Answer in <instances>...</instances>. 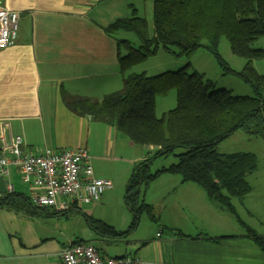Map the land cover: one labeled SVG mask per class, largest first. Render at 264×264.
Here are the masks:
<instances>
[{
	"label": "crops",
	"instance_id": "crops-1",
	"mask_svg": "<svg viewBox=\"0 0 264 264\" xmlns=\"http://www.w3.org/2000/svg\"><path fill=\"white\" fill-rule=\"evenodd\" d=\"M0 1L20 14L16 42L0 48V152L16 135L23 136L27 153L85 147L94 175L114 185L91 208H115L118 196L125 200L134 167L156 150L135 144L113 125L73 112L63 95L102 98L123 87L120 37L104 28L127 17L126 0ZM240 151L255 153L258 168L247 176L251 192L232 199L236 214L213 201L199 184L163 173L143 187V200L153 206L156 220L150 218L151 223L124 238L98 235L78 241L95 240L104 256L138 255L145 264H264V249L249 231L264 240V156ZM6 179L14 191L35 192L16 165ZM120 202L118 208H125ZM67 216L30 217L0 208V264H63L62 249L76 240L62 239L54 225ZM131 220L125 216L110 224L124 230Z\"/></svg>",
	"mask_w": 264,
	"mask_h": 264
},
{
	"label": "trees",
	"instance_id": "trees-1",
	"mask_svg": "<svg viewBox=\"0 0 264 264\" xmlns=\"http://www.w3.org/2000/svg\"><path fill=\"white\" fill-rule=\"evenodd\" d=\"M130 6L131 16L118 18L104 28L109 34L133 31L140 40L139 46L129 39L117 40L123 87L102 98L65 92L64 100L73 112L117 127L135 144L157 147L155 156L174 153L178 148L183 151L176 154V162L156 171L151 170V159L134 167L126 183L125 200L132 213L126 229L84 213L88 226L110 239L134 232L144 213L157 219L153 206L143 200L142 190L163 173L180 174L183 181L199 184L213 201L236 214L232 199L251 192L247 176L257 170L258 157L249 151L223 153L217 146L242 129L251 136L264 135V75L253 63L264 57V49L254 46L264 36V0H154L152 33L147 18L137 14L134 3ZM223 36L228 38L234 54L247 59L243 69L232 68L221 55ZM173 46L178 50L172 51ZM160 47L176 56L207 49L215 54L225 73L239 75L249 83L254 95L216 89L212 80L190 64L155 75L133 70ZM173 88L176 106L158 116L157 95ZM0 208L30 217L67 216L72 210H81L38 206L32 196L14 190L0 196ZM249 231L264 249L263 238L254 229Z\"/></svg>",
	"mask_w": 264,
	"mask_h": 264
},
{
	"label": "built area",
	"instance_id": "built-area-1",
	"mask_svg": "<svg viewBox=\"0 0 264 264\" xmlns=\"http://www.w3.org/2000/svg\"><path fill=\"white\" fill-rule=\"evenodd\" d=\"M20 14L1 5L0 1V48L16 42ZM22 135H16L11 144L0 152V175H9L16 165L22 180L35 192L34 204L57 211L79 208L82 204L98 202L108 189L113 188L109 179L94 175L92 157L87 148H66L56 151L45 148L40 153L23 151ZM8 191L13 184L6 179ZM63 264H145L138 255L104 256L99 247L89 241L72 242L61 251Z\"/></svg>",
	"mask_w": 264,
	"mask_h": 264
},
{
	"label": "rangeland",
	"instance_id": "rangeland-1",
	"mask_svg": "<svg viewBox=\"0 0 264 264\" xmlns=\"http://www.w3.org/2000/svg\"><path fill=\"white\" fill-rule=\"evenodd\" d=\"M134 3L137 8V14L145 16L149 23V29L152 33L154 27L153 21V2L154 0H126V6L123 13L126 12L127 17L132 15V8L130 3ZM129 4V6H128ZM122 11V9H121ZM126 17V16H125ZM116 34L120 38L129 39L134 45L139 46L140 40L137 34L133 31H117ZM255 47L264 49V36H261L255 43ZM178 48L173 46L172 51H177ZM219 51L226 62L234 69L241 70L244 68L247 59L234 54L231 50L229 40L226 36L221 38L219 45ZM256 70L264 75V57L255 59L253 61ZM187 64H190L193 69H196L204 75L206 79L212 80L215 84V88H227L236 95H254V90L251 85L245 82L239 75L233 73H225L224 69L220 65V62L215 57V54L204 48L195 50L190 56H176L174 52L167 51L164 48H159L156 54L150 55L148 59L137 65L133 70L137 72L146 71L150 75H155L168 70H178ZM177 104L176 90L173 88L165 94L157 95L156 99V113L158 116L163 115L166 111L174 108ZM154 150L157 147L153 146ZM220 152L231 153L233 151L240 150H254L257 151L262 158L264 156V135L250 136L244 129L239 130L234 136H230L217 146ZM183 151V148H178L174 153L167 155L155 156V152H149V159L152 160V171L158 170V168L164 165H170L177 161L176 154ZM261 167L264 170V160L261 161ZM126 188V186H125ZM146 189L142 191L143 197H145ZM150 190V188H149ZM147 191V190H146ZM151 191V190H150ZM122 196H118L114 200L115 208H91L94 203L82 204L81 210H72L68 213L67 217L61 219L60 223H55L54 227L56 232L61 230L60 237L64 240H70L71 238L78 241L80 239L93 240V237L98 236L87 224L84 213L91 215L92 217L102 219L108 223L110 221H117L121 223L125 216L132 218L130 208H127V204ZM142 197V198H143ZM145 199V198H144ZM121 200V202H120ZM123 203L125 208H118V204ZM126 219V218H125ZM148 214L141 215L140 223L144 227L147 222H150ZM60 224V226H58ZM112 224V223H111ZM114 225V224H113ZM98 245L97 241H93Z\"/></svg>",
	"mask_w": 264,
	"mask_h": 264
},
{
	"label": "water",
	"instance_id": "water-1",
	"mask_svg": "<svg viewBox=\"0 0 264 264\" xmlns=\"http://www.w3.org/2000/svg\"><path fill=\"white\" fill-rule=\"evenodd\" d=\"M6 179L4 178L3 175H0V193L5 194L8 190H7V186H6Z\"/></svg>",
	"mask_w": 264,
	"mask_h": 264
}]
</instances>
